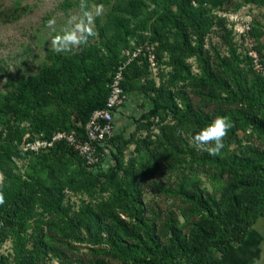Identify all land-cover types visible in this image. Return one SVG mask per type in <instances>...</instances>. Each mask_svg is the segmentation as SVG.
<instances>
[{"label":"trees","instance_id":"1","mask_svg":"<svg viewBox=\"0 0 264 264\" xmlns=\"http://www.w3.org/2000/svg\"><path fill=\"white\" fill-rule=\"evenodd\" d=\"M98 1L103 5L110 0ZM234 1L198 0L194 5L190 0H117L113 28L100 27L98 42L73 52L49 51L39 71L24 79L7 75L6 90L0 91V247L11 240L14 256H1L0 264H217L246 240L264 217V76L239 51L233 28L219 15L260 1ZM72 6L68 1L64 9ZM251 25L264 64L261 25ZM214 29H220L228 56L216 47L213 55L206 49ZM136 45L145 51L153 48L157 71L162 65L173 71L168 80L161 73L158 84L148 56L126 66L122 87L127 99L113 110V135L93 143L98 155L108 151L99 164L88 165L67 141L37 154L22 150L27 135V141L48 140L57 133L88 141L86 124L96 110L106 108L116 69ZM190 59L198 63V73ZM245 64L251 66L250 78ZM191 89L207 106H217L215 117L195 107ZM135 101L149 103L133 114ZM218 116L231 124L227 138L250 132L259 147L196 156L182 132L193 137ZM130 125L148 134L127 138ZM156 127L158 134L153 132ZM131 145L135 147L128 155ZM194 164L213 171V178L223 183L220 196L198 182L187 187L183 179L177 189L154 184L159 193L187 206L186 223L182 226L172 210L164 218L162 211L149 215L142 173H174L180 165ZM68 190L99 199L73 210L66 202ZM85 243L89 262L77 253L71 259L69 254L79 249L72 245Z\"/></svg>","mask_w":264,"mask_h":264},{"label":"rangeland","instance_id":"2","mask_svg":"<svg viewBox=\"0 0 264 264\" xmlns=\"http://www.w3.org/2000/svg\"><path fill=\"white\" fill-rule=\"evenodd\" d=\"M70 1L72 7L64 9V4ZM245 0H235L234 4H240ZM259 3H248L243 5L240 11L231 20L237 21L241 24L246 21H256L261 25L262 38L261 43L264 46V0H259ZM98 0H0V91L6 90L7 75L12 76L15 79H24L30 75L36 74L39 71L40 65L47 60L49 51L53 52H73L79 50V47L85 46L86 43L98 42V32L100 27H112V15L115 12L114 6L117 0H110L108 4L99 5ZM229 9L231 5L226 6ZM177 10L176 7H174ZM113 28V27H112ZM111 28V29H112ZM110 29V31H111ZM220 29H214L209 35L207 40L206 49H209L211 55L214 50L212 47H216L222 56H228V48L224 45V41L220 37ZM76 32L80 38L79 42L68 43L61 41L56 48L51 44V41L56 37H62L67 32ZM93 32L94 36L90 35ZM132 46H135V39L131 41ZM137 46V45H136ZM264 55V49H263ZM189 64L193 67L195 73L199 72L198 63L195 59H190ZM244 73L247 75L252 71L250 64L242 66ZM173 69L169 66H160L159 70L154 73L157 83L161 73L164 74L165 80L169 79V75ZM157 76V77H156ZM250 78V75H248ZM189 95L196 108H203L207 112H211L212 116L217 115V108L215 105H206L205 98L193 93L192 89L189 90ZM134 109L131 110L135 114V110H140L143 104L148 105L149 102L135 101ZM154 134L159 133V127H156L153 131ZM132 134L140 138L146 137L148 132L142 129L139 125H130L125 135L130 138ZM250 132H239L238 139H231L225 137L223 140L224 147L221 153H228L235 149H246L253 146L259 147V142L255 136L249 135ZM182 135L188 141L191 150H194L196 156H201L204 151L198 150L191 142V135L189 131H183ZM133 145L128 150V155L134 150ZM161 147L156 149V152L161 153ZM161 157V156H160ZM185 158V154H183ZM190 160L189 157H187ZM21 166L23 162L19 163ZM166 163H163L165 167ZM141 175V174H140ZM214 172L207 171L205 168H197L196 164L193 166H183L174 173L165 170V172H150L142 173V189L143 199L147 206L149 215L151 212L162 211L163 218L165 217L167 210L176 212L179 216V220L182 226L186 223L185 216L183 215V208L187 206L183 205L179 199H174L167 195L159 193V190L154 184L163 186L165 188H176L183 179L184 183L188 186L195 183H200L199 186L212 194L220 196L223 183L213 178ZM2 174L0 173V182H2ZM187 181V182H186ZM67 204L72 206L73 210L83 204H93L99 198H92L88 194L75 193L71 190L66 191ZM108 194H104L107 196ZM41 211V209H40ZM51 218L50 215H46V219ZM261 220V219H260ZM257 222V224L260 222ZM33 226H37L33 221ZM259 225H264V221H261ZM42 226V225H41ZM41 226H39L41 228ZM187 228V227H185ZM32 230V229H31ZM60 238H56L59 240ZM61 245V244H59ZM73 248L79 247L78 250H74L70 253V258L75 260L77 257L83 259L85 262H89L88 244L77 245L73 244ZM239 251L231 249L230 255L221 256L217 264H246L250 256L247 255L250 247H242ZM12 254V256H11ZM11 260L14 256L13 245L11 240L6 241L0 247V257ZM248 256V257H247ZM49 264H60L58 260H51Z\"/></svg>","mask_w":264,"mask_h":264},{"label":"built area","instance_id":"3","mask_svg":"<svg viewBox=\"0 0 264 264\" xmlns=\"http://www.w3.org/2000/svg\"><path fill=\"white\" fill-rule=\"evenodd\" d=\"M190 1L196 5L198 0ZM236 14L237 13H219L220 16L228 20L229 27L233 28L235 41L239 44V51H244L245 54L251 58L254 69L264 76V64L261 61L260 54L256 50L255 42L250 34L252 30V21H246L241 24L237 21V19L232 21L231 18ZM140 55L148 56L150 68L154 73H156L157 62L153 48H148V50L145 51V46L140 45L135 47L134 50L128 51L127 60L117 67L113 82L110 84V95L106 104V108L96 110L86 124L85 129L88 136V141L81 142L78 140V138H76L75 135L67 133H57L48 140L37 138L35 141H27L29 138V135H27L21 144L22 150L26 153L37 154L52 147L55 142L67 141L77 150H79L88 165L94 166L99 164L102 159L105 158L108 151L105 150L104 153L98 155L97 149L93 146V143L97 141H103L113 135V110L122 105L127 99V95L125 94L122 87V82L124 80V69Z\"/></svg>","mask_w":264,"mask_h":264},{"label":"clouds","instance_id":"4","mask_svg":"<svg viewBox=\"0 0 264 264\" xmlns=\"http://www.w3.org/2000/svg\"><path fill=\"white\" fill-rule=\"evenodd\" d=\"M79 37L76 32H67L62 37H56L51 41L54 48L61 41L68 43L79 42ZM231 124L225 117H216L213 119L206 127L196 133L192 138L191 142L194 147L200 151L207 152L209 155L216 156L219 155L224 147L223 140L230 129ZM4 203L3 194L0 193V204ZM264 262V252H261L260 258H254L253 264H262Z\"/></svg>","mask_w":264,"mask_h":264},{"label":"crops","instance_id":"5","mask_svg":"<svg viewBox=\"0 0 264 264\" xmlns=\"http://www.w3.org/2000/svg\"><path fill=\"white\" fill-rule=\"evenodd\" d=\"M261 221H264V217L261 218L260 222ZM259 223H256L255 226L250 229L246 240L241 245L233 246L231 248L236 249L235 251H239V249H243L242 247H245V245L246 247H250L249 252L247 253L250 257L246 264H253V259L260 258L261 252H264V225H259ZM230 250L227 255L232 253ZM262 264H264V262H262Z\"/></svg>","mask_w":264,"mask_h":264}]
</instances>
